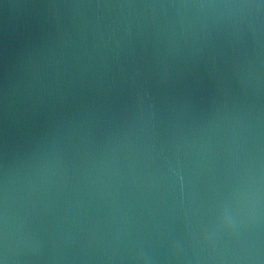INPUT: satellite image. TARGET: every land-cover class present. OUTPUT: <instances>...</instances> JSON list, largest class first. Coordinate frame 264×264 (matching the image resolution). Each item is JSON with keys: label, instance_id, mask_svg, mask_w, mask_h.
Here are the masks:
<instances>
[{"label": "water", "instance_id": "95a60500", "mask_svg": "<svg viewBox=\"0 0 264 264\" xmlns=\"http://www.w3.org/2000/svg\"><path fill=\"white\" fill-rule=\"evenodd\" d=\"M0 264H264V0H0Z\"/></svg>", "mask_w": 264, "mask_h": 264}]
</instances>
